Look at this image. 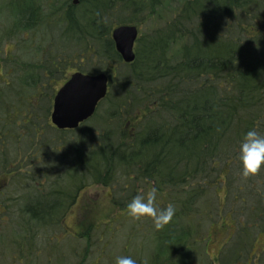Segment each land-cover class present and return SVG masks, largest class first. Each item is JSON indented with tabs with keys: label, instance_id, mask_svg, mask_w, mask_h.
I'll return each mask as SVG.
<instances>
[{
	"label": "trees",
	"instance_id": "1",
	"mask_svg": "<svg viewBox=\"0 0 264 264\" xmlns=\"http://www.w3.org/2000/svg\"><path fill=\"white\" fill-rule=\"evenodd\" d=\"M167 1L80 0L77 13L63 0L68 16H30L25 33L5 36L23 39V51L37 56H15L0 74V174L15 181L0 183V215L14 202L23 217L8 231L12 260L31 264L42 236L30 220L60 227L92 182L114 198L146 197L155 187L158 209L174 205L172 220L156 229L161 254L190 257L206 223L208 236L218 229L227 237L219 264H249L251 249L263 245L264 166L245 177L238 147L250 128L264 134V0H184L170 21L139 33L135 59L125 63L113 28L140 25ZM76 71L108 74V93L77 129L58 130L50 120L54 91ZM58 151V166L32 165ZM25 164L32 167L21 171Z\"/></svg>",
	"mask_w": 264,
	"mask_h": 264
},
{
	"label": "rangeland",
	"instance_id": "2",
	"mask_svg": "<svg viewBox=\"0 0 264 264\" xmlns=\"http://www.w3.org/2000/svg\"><path fill=\"white\" fill-rule=\"evenodd\" d=\"M183 2L184 0L167 1L159 9L158 14H152L140 25H137L140 32L152 31L170 21L179 13ZM78 6L77 13L84 7L82 5ZM33 15L68 16L67 11L63 7V0H0V41L5 38L2 41L3 43L0 44L1 75L6 74L8 68L13 65L12 61H8L15 56L24 58L23 54L27 53L28 60L36 59L37 56L33 55L34 51L31 48L23 51L24 49L21 46L23 39L7 38L19 33H25L24 27L21 26L26 18ZM49 32L47 30L44 34L41 33V37L48 38ZM20 37L21 35L18 38ZM58 43L62 44V40ZM8 80L9 78L6 81ZM58 89L59 87L57 86L54 91L55 94ZM57 147L60 148L59 145ZM60 154L59 151L55 156H51L48 153L49 158L38 159L32 162V165L37 167V169H44V167L54 168L56 164L57 166L60 164L58 159ZM12 161L14 160L12 159ZM14 165L11 164L12 167H10L11 175L14 173ZM25 165H23L21 171L32 167ZM35 176L36 174L32 177ZM8 177L12 180L9 175L0 174L2 189L9 187V181L8 183L6 182ZM32 177L26 175L25 181L30 180L32 184L34 180H32ZM11 182L12 185L15 183L14 180ZM91 184L93 185L86 186L85 189L81 190L74 205L67 207L66 215H64L60 227L52 228L33 219L30 220V223L34 225L33 231L35 235H38V238L42 236L37 241L38 247L32 252L33 262L31 264H114L117 257L120 256H131L137 261V264L139 262L148 264L152 262L151 255L154 256L157 264H173V262L176 264H219L215 258L223 256L222 245L227 243V237L225 240L222 239L217 233L218 229L212 231L208 236L205 232L208 223L204 224L205 229L203 234L201 232V238L199 237L198 242L192 244V247L189 248L190 257L181 259L179 254H172L169 251H167V255L161 254L157 251L159 242L153 219L149 216L135 219L128 214L127 204L132 200L133 196L125 198L120 194H116L114 198L107 187L96 185L93 182ZM18 186L20 190L24 188L23 185L18 184ZM217 194V201L222 202L226 198L225 193L222 191ZM13 205H10L11 207L7 210L10 211L6 213L7 215H0V264H30L29 261L28 263H20L12 260L11 255L13 256V254H10L9 251L10 248L15 246V243H13L15 236L10 238L8 234L9 231L13 235L11 232L16 229L12 218L17 215L15 221L21 222L23 220V217L18 215L20 213L18 208L13 212ZM42 227L46 228V230L42 229ZM230 227L233 226L230 225ZM13 233L15 234V231ZM2 234H5L6 238ZM261 239L264 240V236ZM261 244L263 245L258 249H255L257 246L255 244L256 246L248 254L249 264H253V261L256 260L255 258L259 260L260 256L264 254V243ZM234 247L233 244L229 245L224 251V257L228 256L234 250ZM18 255L16 254V257ZM165 257L168 258L165 260ZM171 261L173 262L171 263Z\"/></svg>",
	"mask_w": 264,
	"mask_h": 264
},
{
	"label": "water",
	"instance_id": "3",
	"mask_svg": "<svg viewBox=\"0 0 264 264\" xmlns=\"http://www.w3.org/2000/svg\"><path fill=\"white\" fill-rule=\"evenodd\" d=\"M72 2L77 5L79 0ZM138 34L136 25H120L112 31L116 49L127 63L135 59L134 45ZM108 88L109 76L106 73H72L56 92L52 123L62 130L78 128L94 115L99 103L106 97Z\"/></svg>",
	"mask_w": 264,
	"mask_h": 264
},
{
	"label": "clouds",
	"instance_id": "4",
	"mask_svg": "<svg viewBox=\"0 0 264 264\" xmlns=\"http://www.w3.org/2000/svg\"><path fill=\"white\" fill-rule=\"evenodd\" d=\"M239 160L242 163V174L247 177L256 174L264 166V134L256 128H250L243 136L238 147ZM157 189L155 187L147 193H138L127 204L128 214L135 218L149 216L154 221L156 229H162L168 224L174 214L175 207L172 203L164 209L156 207ZM116 264H137L131 256L117 257Z\"/></svg>",
	"mask_w": 264,
	"mask_h": 264
},
{
	"label": "flooded vegetation",
	"instance_id": "5",
	"mask_svg": "<svg viewBox=\"0 0 264 264\" xmlns=\"http://www.w3.org/2000/svg\"><path fill=\"white\" fill-rule=\"evenodd\" d=\"M33 16H37V15H33ZM136 45V44H135Z\"/></svg>",
	"mask_w": 264,
	"mask_h": 264
}]
</instances>
